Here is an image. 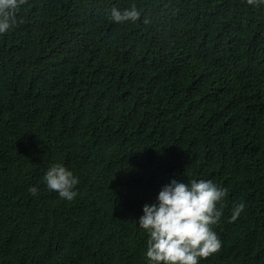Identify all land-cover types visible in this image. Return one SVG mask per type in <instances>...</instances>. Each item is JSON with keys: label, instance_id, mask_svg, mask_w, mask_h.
<instances>
[{"label": "trees", "instance_id": "16d2710c", "mask_svg": "<svg viewBox=\"0 0 264 264\" xmlns=\"http://www.w3.org/2000/svg\"><path fill=\"white\" fill-rule=\"evenodd\" d=\"M133 4L140 21H112ZM16 21L0 35V264H148L139 218L173 179L227 190L222 249L200 264H264V6L27 0ZM54 164L79 178L71 202L46 187Z\"/></svg>", "mask_w": 264, "mask_h": 264}, {"label": "clouds", "instance_id": "9594fccd", "mask_svg": "<svg viewBox=\"0 0 264 264\" xmlns=\"http://www.w3.org/2000/svg\"><path fill=\"white\" fill-rule=\"evenodd\" d=\"M27 0H0V35H6L16 25V14ZM247 5L259 8L264 0H246ZM116 24H135L141 11L132 5L123 11L111 9ZM144 23H149L147 17ZM49 191L71 202L78 195L75 190L79 178L61 164L52 165L44 175ZM31 195L38 194L30 187ZM227 190L211 180L191 179L188 183L173 179L159 192L157 203L145 204L139 227L147 234L146 259L148 264H200L201 260L218 255L223 243L214 226L223 216ZM240 203L232 210L234 222L244 210Z\"/></svg>", "mask_w": 264, "mask_h": 264}]
</instances>
